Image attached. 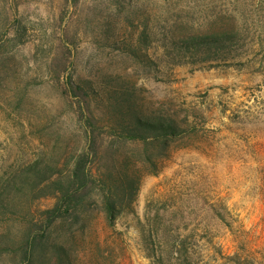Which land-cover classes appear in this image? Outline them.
<instances>
[{
    "label": "rangeland",
    "instance_id": "1",
    "mask_svg": "<svg viewBox=\"0 0 264 264\" xmlns=\"http://www.w3.org/2000/svg\"><path fill=\"white\" fill-rule=\"evenodd\" d=\"M223 31L244 46L231 63L176 65L164 53L174 37ZM68 79L97 93L95 183L80 216L50 227L40 264H56L54 248L66 264H264V0H0V264H20L25 227L54 206L51 183L85 148L88 114ZM103 80L182 135L112 136ZM105 167L134 182L110 196L113 225Z\"/></svg>",
    "mask_w": 264,
    "mask_h": 264
},
{
    "label": "trees",
    "instance_id": "2",
    "mask_svg": "<svg viewBox=\"0 0 264 264\" xmlns=\"http://www.w3.org/2000/svg\"><path fill=\"white\" fill-rule=\"evenodd\" d=\"M237 34L233 31H223L219 33H207L190 35L182 38H172L163 48L167 57L174 59L176 65L188 63L192 65L228 64L232 62L233 54L243 49ZM131 52L134 56H140L136 50L127 47L126 51ZM236 55V54H235ZM214 64V65H215ZM86 85L76 83L71 79L66 82L69 93L79 96L86 109L88 117L87 126L83 128L85 148L74 159L72 166L69 168L67 176L64 179H58L51 183L52 197L55 199L54 206L50 209L43 210L39 213V218L31 222L30 226L25 227L23 239L15 249L20 264H40V258L45 254L50 246L49 229L59 219L67 217H78V207L84 203V199L92 190L95 183L94 174L88 165L92 158H95L98 150L94 147L95 131L94 120L101 123L90 109L92 101L99 103L97 93L93 90L89 82ZM108 90L103 93L104 107L107 117L104 122L106 128L110 129L111 135L122 141H134L150 144H166L182 135L180 127L171 118L147 115L141 110L140 105L134 102V96L131 89L125 86L115 87L110 80H103ZM113 86V88H112ZM79 105V102L77 103ZM90 109V110H89ZM83 111V109H82ZM94 118V119H93ZM104 121V120H103ZM99 125V124H98ZM87 160L89 162L87 163ZM41 167V166H40ZM39 167V168H40ZM38 165L22 173L19 181L30 182L32 178L41 173ZM104 180H100L102 188L108 194L105 195L101 202V209L105 214L106 221L113 225L117 213V201L110 196L114 191L122 192L124 189H131L134 182L126 176L114 173L113 170L104 168L102 173ZM9 204L7 195L0 192V211ZM0 214H3L0 212ZM4 237L0 236V254L7 251L3 243ZM56 264H66L63 260L61 249H53ZM161 263V261H159Z\"/></svg>",
    "mask_w": 264,
    "mask_h": 264
}]
</instances>
